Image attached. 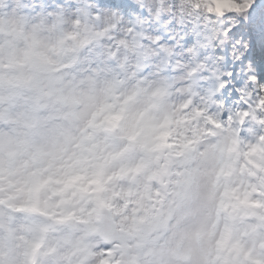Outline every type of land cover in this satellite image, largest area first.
<instances>
[{"label":"clouds","instance_id":"clouds-1","mask_svg":"<svg viewBox=\"0 0 264 264\" xmlns=\"http://www.w3.org/2000/svg\"><path fill=\"white\" fill-rule=\"evenodd\" d=\"M0 264H264V0H0Z\"/></svg>","mask_w":264,"mask_h":264}]
</instances>
